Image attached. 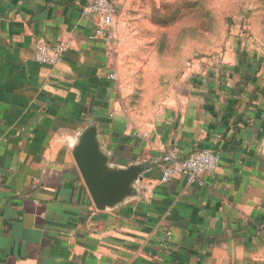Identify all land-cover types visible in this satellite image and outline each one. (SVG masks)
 Wrapping results in <instances>:
<instances>
[{
    "label": "crops",
    "instance_id": "0c3cea01",
    "mask_svg": "<svg viewBox=\"0 0 264 264\" xmlns=\"http://www.w3.org/2000/svg\"><path fill=\"white\" fill-rule=\"evenodd\" d=\"M89 1L0 0V264H264V73H205L187 26L172 40L171 0H111L114 38L86 42ZM42 42L71 49L42 65ZM87 141L102 180L138 170L111 204L77 164ZM173 147L219 167L166 180Z\"/></svg>",
    "mask_w": 264,
    "mask_h": 264
},
{
    "label": "rangeland",
    "instance_id": "374dc122",
    "mask_svg": "<svg viewBox=\"0 0 264 264\" xmlns=\"http://www.w3.org/2000/svg\"><path fill=\"white\" fill-rule=\"evenodd\" d=\"M163 9L171 13L176 27L171 35L174 42L185 36L179 28L187 26L189 45L202 43L203 50L193 59L202 58L205 73H215V64L221 72L232 61L237 76L264 73V0H171ZM157 69L148 72L153 75ZM177 69L171 66V73ZM138 85L140 95L150 96L160 89L153 79Z\"/></svg>",
    "mask_w": 264,
    "mask_h": 264
},
{
    "label": "built area",
    "instance_id": "2783aa9c",
    "mask_svg": "<svg viewBox=\"0 0 264 264\" xmlns=\"http://www.w3.org/2000/svg\"><path fill=\"white\" fill-rule=\"evenodd\" d=\"M83 13L86 16L94 15L97 25L86 36V42H93L99 38L112 40L114 38L115 8L111 0H90L85 5ZM71 49L69 42L56 45L40 43L36 48L35 60L38 64L56 66L62 62L65 54ZM110 79L117 80L115 74ZM220 163L219 155L213 150H201L184 160L179 159L176 147L163 155L161 169L166 180L185 175L189 183H193L204 174L217 171Z\"/></svg>",
    "mask_w": 264,
    "mask_h": 264
},
{
    "label": "water",
    "instance_id": "95a60500",
    "mask_svg": "<svg viewBox=\"0 0 264 264\" xmlns=\"http://www.w3.org/2000/svg\"><path fill=\"white\" fill-rule=\"evenodd\" d=\"M95 162L94 149L87 141L77 157V164L95 205L111 204L127 193L126 186L137 178L138 170L131 169L125 174L118 175L115 179L102 180L93 171L92 166Z\"/></svg>",
    "mask_w": 264,
    "mask_h": 264
}]
</instances>
